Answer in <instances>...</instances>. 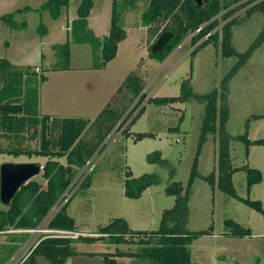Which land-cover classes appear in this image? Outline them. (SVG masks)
Listing matches in <instances>:
<instances>
[{
    "label": "rangeland",
    "instance_id": "rangeland-1",
    "mask_svg": "<svg viewBox=\"0 0 264 264\" xmlns=\"http://www.w3.org/2000/svg\"><path fill=\"white\" fill-rule=\"evenodd\" d=\"M44 1L0 0V15L28 7L14 16L15 20L26 23L22 29H10L0 19V57L16 65H33L37 73L42 72L47 76V80L39 86L38 110L41 114L55 118L83 117L92 121L81 136L82 142L92 147L91 154L73 178L76 184L69 188L70 192L73 191L67 199V212L74 218L76 230L83 235L94 234L100 226L116 217L124 218L133 230L157 229L163 210L174 203V196L166 194L165 187L172 181L185 186L188 179L204 111V103L195 96L219 89L221 79L233 66L236 57H222L220 49L212 44L203 46L191 55L190 51L195 45H191L190 35L164 60L149 57L153 38L148 36L147 27L138 24L148 0H137V9L122 15L126 37L118 42L115 56L105 66H92L93 53L88 44L71 43L69 69L53 70L56 58L51 45L67 39L68 25L76 17L80 0H69L56 19L51 18L48 11L38 10ZM208 1L200 0L202 5ZM110 8L111 0H93L89 12V26L101 37L108 33ZM235 14L242 17L243 9ZM262 22V14L255 12L243 23L234 26L232 44L237 51H243L250 44ZM40 23L46 28L43 36L37 31ZM164 24L161 22L159 27ZM129 74L141 78V92L146 94L134 111L132 107L138 95L133 97L126 86L119 89ZM188 78L192 95L187 100L165 106L146 101L152 96L178 95L180 83ZM228 85L226 132L233 136L243 133L245 122L249 120L248 138H264V117L252 118L254 114L264 113V42L231 77ZM142 105L144 109L141 114L128 125L130 135L124 136L122 129ZM105 107L106 115L96 123L94 119ZM130 113L131 116L127 118ZM112 117H117L116 122L103 129L99 136L100 125ZM180 117L178 130H169V126L178 125ZM137 132H151L154 135L134 140L133 135ZM29 135L30 131H27L21 143L35 147L40 139L39 134L34 139H30ZM229 146L233 166L248 164L259 169L262 176L261 181L253 184L247 192L245 171L236 170L233 184L237 194L260 200L264 209V145L251 144L247 156L241 141L231 140ZM216 149L217 134H210L198 155L197 169L200 174L205 175L215 167ZM155 150L160 151L161 157L166 160L165 166L146 159L147 154ZM44 161L45 157L36 155L0 154V165L21 162L42 165ZM59 161L65 162L63 158H59ZM170 169L174 170L173 176L169 174ZM125 170H131L133 177L156 173L159 183L145 188L139 198H128L123 194ZM41 172L40 169L30 179L39 181L44 188L46 184ZM87 173L90 177L89 187L80 186ZM3 205L0 202V208ZM188 207V230L212 229L210 234L190 243L193 261L200 264H264V219L259 212L212 187L200 177L194 179ZM225 219L248 227L250 234L238 237L229 235V229L224 225ZM8 234H0V243L8 238ZM22 245L4 264L12 263L15 254L24 250L21 249ZM115 246L121 250L136 248L132 244L111 246L102 240L94 243L75 242V253L64 264H103V253L113 252ZM124 257L127 259L116 256V264H147L139 257ZM34 264L49 263L43 255H39Z\"/></svg>",
    "mask_w": 264,
    "mask_h": 264
},
{
    "label": "trees",
    "instance_id": "trees-1",
    "mask_svg": "<svg viewBox=\"0 0 264 264\" xmlns=\"http://www.w3.org/2000/svg\"><path fill=\"white\" fill-rule=\"evenodd\" d=\"M68 3L69 0H45L38 10L48 11L50 17L56 19L61 9ZM92 6L93 0H80L76 8V17L71 19L68 25L67 39L63 43L51 45L56 58L52 66L53 70L69 69L71 43L88 44L93 53L92 66L94 68L105 66L115 56L118 42L126 37L122 22L123 13L136 10L138 7L137 0H111L108 33L101 37L95 34L88 23ZM27 9L28 7L17 8L0 15V19L10 29H22L26 23L15 20L14 16ZM242 9L244 12L242 17L235 14ZM255 12L262 14V26L250 44L243 51H237L232 44L233 28L243 23ZM161 22L165 24L160 28ZM138 24L147 27L148 36L153 38L152 43L162 31L172 33L171 38L158 52L152 54L150 52L152 44L149 46V57L157 58L159 61L164 60L188 35H190L191 45H195L190 51L191 55L203 46L212 44L220 49L222 57H236L233 66L221 79L219 89H213L206 95L195 96L198 101L204 103V111L186 185L172 181L165 187L166 194L174 196V203L172 207L163 210L157 229L133 230L124 218L116 217L100 226L98 231L94 232L96 235L79 234L75 238L45 237L19 264H34L39 255H43L49 264H64L66 259L75 253L73 247L75 242L93 243L97 240L110 245H136L134 250H128L129 248L121 250L115 246L113 252L103 253V264H116V256L139 257L147 264H200L192 260L189 245L198 237L210 234L212 229L210 231L206 229L190 231L186 228L189 214L188 200L192 184L197 177L240 200L259 212L264 219V209L260 200L238 195L233 184V173L242 169L245 171L246 190L249 192L253 184L261 181V172L248 164L240 167L233 166L229 146L231 140L241 141L245 146L247 156L249 146L251 144L264 145V138L254 140L248 138L249 120L245 122V129L241 134L233 136L225 130L229 114V81L264 42V0H209L201 6L195 0H148L144 10L140 13ZM37 31L40 36H43L46 28L40 23ZM46 80L47 76L42 72L37 73L33 65H16L0 57V154L45 157L41 165V176L46 184L42 188L39 181L29 179L19 186L10 202L0 208V231L9 228L36 227L53 208L78 169L85 164L91 154L92 147L81 140L85 129L92 122L89 118H55L39 112V86ZM142 83L138 75L129 74L119 88L126 86V90L130 91L133 97L138 95L132 107L133 111L146 97V94L141 92ZM191 95L192 89L188 78L180 83L178 95L152 96L146 101L157 106H165L174 102H183ZM143 109L144 105L122 129L124 136L130 135L128 125L135 121L136 116L141 114ZM106 111L105 107L97 114L94 121H99L106 115ZM131 113L127 118L131 116ZM261 117H264V113L252 115L255 119ZM116 120L117 117L104 120V124L100 125L98 135L101 136L103 129L113 126ZM123 120L124 118L121 121ZM180 122L181 117L178 125L169 126L168 129L178 130ZM27 131H30V139H34L39 134L40 139L35 147L22 145L21 142ZM210 134H217L215 167L203 175L197 169L198 155ZM153 135L151 132H137L134 133L133 139L139 140ZM59 158H63L65 162H60ZM146 159L149 162H157L161 166L167 163L158 150L148 153ZM169 174L173 176L174 170L170 169ZM89 178L87 173L81 180L80 186L89 187ZM158 183L159 177L156 173H143L133 177L131 170H125L123 194L128 198L136 199L141 196L145 188ZM67 204L68 200L57 209L47 225L50 228L78 232L74 218L67 212ZM224 225L229 229L228 234L231 236L250 234L248 227L231 219H225ZM8 235V238L0 243V264H4L28 237L26 233H9Z\"/></svg>",
    "mask_w": 264,
    "mask_h": 264
},
{
    "label": "water",
    "instance_id": "water-1",
    "mask_svg": "<svg viewBox=\"0 0 264 264\" xmlns=\"http://www.w3.org/2000/svg\"><path fill=\"white\" fill-rule=\"evenodd\" d=\"M202 5L200 0H195ZM172 33L162 31L150 47L152 54L158 52L171 38ZM42 166L35 162L3 163L0 165V202H10L19 186L40 172Z\"/></svg>",
    "mask_w": 264,
    "mask_h": 264
},
{
    "label": "built area",
    "instance_id": "built-area-1",
    "mask_svg": "<svg viewBox=\"0 0 264 264\" xmlns=\"http://www.w3.org/2000/svg\"><path fill=\"white\" fill-rule=\"evenodd\" d=\"M75 180L73 179L71 181V183L66 188V190L62 193V195L60 196V198L58 199L56 204L53 206V208L48 212V214L42 219V221L36 227L18 228V229L9 228V229L0 231V234H2V233H26V234H28L27 239L25 240V242L21 246V249L23 248L24 250L17 255L15 254V256L12 258L11 264H19L21 261H23V259L29 254V252L32 250V248H34L39 243V241L45 237H71V238H75L80 234V232H76V231L50 228L47 225L49 220L51 219V217L57 211V209L70 197L73 190H71V192H70L69 188H72L75 186V184H76ZM9 263L10 262H8V264Z\"/></svg>",
    "mask_w": 264,
    "mask_h": 264
},
{
    "label": "crops",
    "instance_id": "crops-1",
    "mask_svg": "<svg viewBox=\"0 0 264 264\" xmlns=\"http://www.w3.org/2000/svg\"><path fill=\"white\" fill-rule=\"evenodd\" d=\"M94 31V30H93ZM95 32V31H94ZM96 34V33H95ZM91 234H93V232H91ZM95 234V233H94ZM100 241V240H99ZM94 243V242H93ZM104 244H106V243H104ZM111 246H113V245H111ZM123 257V259L125 258V259H127L126 257H124V256H122ZM239 258V257H238ZM126 263H129V261L127 262L126 261Z\"/></svg>",
    "mask_w": 264,
    "mask_h": 264
}]
</instances>
